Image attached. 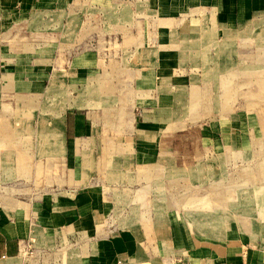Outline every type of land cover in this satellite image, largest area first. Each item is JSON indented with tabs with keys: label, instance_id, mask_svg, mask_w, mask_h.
Returning a JSON list of instances; mask_svg holds the SVG:
<instances>
[{
	"label": "crops",
	"instance_id": "1",
	"mask_svg": "<svg viewBox=\"0 0 264 264\" xmlns=\"http://www.w3.org/2000/svg\"><path fill=\"white\" fill-rule=\"evenodd\" d=\"M91 1L0 0V264L30 243L35 264H264V201L200 210L193 194L236 142L175 138L218 112L210 79L247 57L264 0H114L96 28L107 59L80 31Z\"/></svg>",
	"mask_w": 264,
	"mask_h": 264
},
{
	"label": "rangeland",
	"instance_id": "2",
	"mask_svg": "<svg viewBox=\"0 0 264 264\" xmlns=\"http://www.w3.org/2000/svg\"><path fill=\"white\" fill-rule=\"evenodd\" d=\"M113 2L114 0H93L76 10L81 15L82 20L80 31L92 28L91 33L87 37L86 35L81 36V32L78 36L79 41L83 37H86L85 39L92 38L89 40L88 48L91 50H99L101 58H106L105 52L101 50L102 48L107 49L110 47L108 45L110 38L105 36L102 38L103 40L97 42L96 38H100L101 35H99L96 28L102 29L104 27L106 7ZM129 3L132 4L131 7L135 10L136 6L143 5L144 1L121 0L119 6H129ZM118 10H121V7H118ZM135 11L137 12V10ZM139 19L141 18L137 15L136 20ZM247 28L248 35L238 38V42L246 49L247 57L242 58V62L236 61L237 64H235L236 66L233 68V72L225 77H221V81L218 80L217 75L215 79H210V81L215 83L211 84L210 82V89L215 85L212 90L214 100L212 108L215 107V112H218L215 113L213 111L215 115H212L211 122L209 121L205 124L206 127L202 125L201 128L193 131H182L175 136L178 140L183 139L184 141L193 143L196 141L204 143L205 139H211L210 141H216L218 144H221L225 142V139H232L237 144L232 149V159L230 162H221L216 155L215 160L212 159V156L211 162L207 161V164L212 163L215 166L216 173L213 172L211 174L210 180L202 178L198 180L200 189L198 192H193V194L201 199L200 210H205L207 207V203L204 202L206 197L210 199L212 196L216 197L218 195L222 202L230 203L227 200L229 199L228 196L225 194H229V192L232 194L231 204L233 207L238 206L237 208H240L245 206L246 200L248 201L247 203L253 205L256 203L261 204L264 201V14L262 16H256L251 20ZM257 32L261 35H258ZM105 39L107 40L105 41ZM84 48L83 46L82 49ZM80 49L81 47L79 46L75 53L78 55L81 54L82 49ZM74 55L72 54L71 57H74ZM117 56L119 59L123 57L122 53H119ZM71 60L73 59L68 58L67 62L69 61L71 63ZM239 63L241 65H238ZM104 68L107 70L106 67ZM200 69L203 70L202 68H188L191 75L200 74ZM191 84L190 80L188 84L189 89L192 87ZM91 86L92 84L88 86L85 83L78 84L75 87L77 91H75L74 95L78 96L80 91L85 92ZM46 100L48 98L45 96V99L40 100V104H43ZM224 109L230 110L229 116L219 114V110L222 111ZM213 119L216 125L226 124L228 127L226 129L217 127L214 129L210 128L209 126H212ZM62 120L63 116L59 117L56 120V124L59 125ZM259 120H262V130L256 124ZM245 140L248 142V146H240L239 142L244 143ZM252 140L257 141L256 146H253L255 143H252ZM209 169L207 168L205 171H209ZM173 183L175 182L173 181ZM186 187L185 184V186L180 188V197L184 195L187 197L188 187ZM169 189L174 193L175 189L171 183H169ZM250 190H254L255 193L253 191L250 193ZM171 197L175 198L176 194H172ZM217 216H219L218 212Z\"/></svg>",
	"mask_w": 264,
	"mask_h": 264
},
{
	"label": "built area",
	"instance_id": "3",
	"mask_svg": "<svg viewBox=\"0 0 264 264\" xmlns=\"http://www.w3.org/2000/svg\"><path fill=\"white\" fill-rule=\"evenodd\" d=\"M21 257H22V261L18 264H35L36 263V259L39 257V259L42 257L37 254L36 249L34 248V246L30 243L27 244L21 252Z\"/></svg>",
	"mask_w": 264,
	"mask_h": 264
},
{
	"label": "bare ground",
	"instance_id": "4",
	"mask_svg": "<svg viewBox=\"0 0 264 264\" xmlns=\"http://www.w3.org/2000/svg\"><path fill=\"white\" fill-rule=\"evenodd\" d=\"M236 42H237V41H236ZM61 123H62V122H61ZM61 123H60V124H61ZM60 124H59V125H60ZM58 127H59V126H58ZM38 130H39V129H38Z\"/></svg>",
	"mask_w": 264,
	"mask_h": 264
}]
</instances>
